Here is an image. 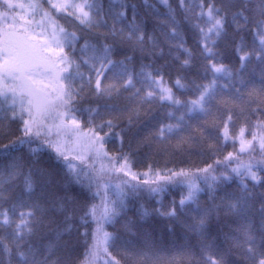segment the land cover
I'll return each instance as SVG.
<instances>
[{
  "label": "snow or ice",
  "instance_id": "6c2138e0",
  "mask_svg": "<svg viewBox=\"0 0 264 264\" xmlns=\"http://www.w3.org/2000/svg\"><path fill=\"white\" fill-rule=\"evenodd\" d=\"M0 264H264V0H0Z\"/></svg>",
  "mask_w": 264,
  "mask_h": 264
},
{
  "label": "trees",
  "instance_id": "16d2710c",
  "mask_svg": "<svg viewBox=\"0 0 264 264\" xmlns=\"http://www.w3.org/2000/svg\"><path fill=\"white\" fill-rule=\"evenodd\" d=\"M105 2H106V0H105ZM135 2L136 3H142V0H135ZM155 2H158V0H155ZM171 2L173 4H175V0H171ZM183 32H184V39L186 40V43H187V47L193 49V51L197 53V63H201V59L199 57L200 46L197 44L196 34L187 26H184ZM249 39H250V37H249ZM219 50L225 51V45L223 43L220 45ZM166 59L168 61V67L165 70V79L168 81L169 85L172 86V85H174L175 78H176L178 72L180 71L179 64H178V62L173 61L170 57H166ZM164 62H165L164 60H159L157 66H159V64H163ZM224 62L226 64H230L233 67L237 66L236 65V57L234 55H232L230 49H228L224 55ZM137 70H139V69L137 68ZM181 98L183 99L186 97L182 96ZM164 111H165L164 109H160L161 114ZM4 142H7V141H4ZM230 144H231V142H229V147L227 148V151L233 150L231 148ZM238 148H239V144L237 143V149ZM166 160L168 161V167H170V168L174 167V166H176V167L185 166L186 167L189 164H200V162H201L200 157H198L196 155H193L191 157V160H188L187 157L180 156V155H178L176 157H171V156H165V155H162V154L156 153V152H153L150 155L145 154L144 152H141L136 158V165L134 167V170L139 171V172L147 171L149 164H151L154 168L155 167H161L162 168L163 165L165 164ZM181 161H185V163L181 164ZM180 195H181V193H180L178 188L173 189L171 192L165 193L162 197L164 205L167 206L173 199H175L178 203L179 199H180ZM140 203H145L149 207H151L153 205L156 207H159V204L156 202V200L155 199H149L147 197V194H142L140 196L139 200L137 201V206ZM201 203H203V201H201ZM193 207H195V206H193ZM155 223H156V227L159 229V231L164 233L165 235H167L168 222L163 218H157ZM109 230L111 231V228H109ZM177 233H178V235L181 234L179 226H177ZM173 254H175L174 250H173Z\"/></svg>",
  "mask_w": 264,
  "mask_h": 264
}]
</instances>
